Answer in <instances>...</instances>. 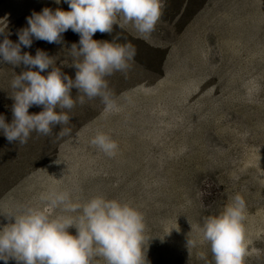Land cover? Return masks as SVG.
Segmentation results:
<instances>
[{"label": "rangeland", "instance_id": "374dc122", "mask_svg": "<svg viewBox=\"0 0 264 264\" xmlns=\"http://www.w3.org/2000/svg\"><path fill=\"white\" fill-rule=\"evenodd\" d=\"M162 3L150 34L120 17L111 33L93 34L135 49L125 72L105 77L113 110L100 97L80 103L82 93L72 89L74 107L62 110L68 124L55 125L49 135L33 131L24 144L0 134V213L44 208L40 197L50 191H67L81 204L95 196L117 199L143 217L147 264H214L202 225L239 195L245 202L243 264H264V0ZM44 7L69 10L64 0H0V28L16 42L26 17ZM78 40L69 29L59 44L34 39L21 53L43 50L74 78L70 46ZM22 70L26 66L0 63L6 123L11 80ZM41 110L33 105L28 112ZM97 132L115 141L113 156L90 143ZM10 222L0 215V226ZM68 231L75 235V228Z\"/></svg>", "mask_w": 264, "mask_h": 264}, {"label": "clouds", "instance_id": "9594fccd", "mask_svg": "<svg viewBox=\"0 0 264 264\" xmlns=\"http://www.w3.org/2000/svg\"><path fill=\"white\" fill-rule=\"evenodd\" d=\"M57 5L61 0H53ZM67 11L44 7L26 17L27 27L16 33L17 41L8 38L11 33L0 28V63L26 66L11 80L14 90L11 99L12 119L5 122L0 114V134L8 142H27L31 132L52 133L55 125H66L70 116L66 111L74 107L72 89L84 98L100 97L106 110L116 106L108 92L106 76L125 72L135 49L128 44L92 39L97 31L111 33L120 17L124 24L131 23L140 34H150L161 16L162 0H64ZM71 29L79 35L78 43L70 46L76 62L74 78L61 72L45 51L37 49L35 55L21 53L33 40L59 44L62 34ZM51 67L50 71H46ZM35 68V70H32ZM42 72H46L42 75ZM42 106V110L29 114L28 109ZM59 109V110H58ZM63 129L61 134H67ZM90 143L111 157L117 144L109 135L97 132ZM40 200L47 206H22L7 214L12 222L0 226V261L8 264H94L103 258L105 264H147L144 222L140 212L117 199L95 196L85 203L73 202L67 191H50ZM60 209L52 215L51 210ZM71 213H78L73 216ZM245 202L236 195L222 212L208 216L202 225L203 240L210 245L214 264H243L246 253L243 220ZM75 228V235L68 229Z\"/></svg>", "mask_w": 264, "mask_h": 264}, {"label": "trees", "instance_id": "16d2710c", "mask_svg": "<svg viewBox=\"0 0 264 264\" xmlns=\"http://www.w3.org/2000/svg\"><path fill=\"white\" fill-rule=\"evenodd\" d=\"M212 190V188H210ZM212 192H207L206 193V198L209 197V195L211 194Z\"/></svg>", "mask_w": 264, "mask_h": 264}]
</instances>
